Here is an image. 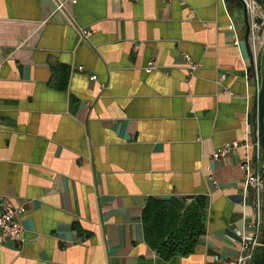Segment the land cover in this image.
I'll return each mask as SVG.
<instances>
[{
  "label": "crops",
  "instance_id": "1",
  "mask_svg": "<svg viewBox=\"0 0 264 264\" xmlns=\"http://www.w3.org/2000/svg\"><path fill=\"white\" fill-rule=\"evenodd\" d=\"M67 2L0 0V206L23 208L24 225L0 264H226L255 197L245 147L212 154L243 140L248 119L261 139L241 0ZM198 194L207 231L192 253L161 257L145 238L147 198Z\"/></svg>",
  "mask_w": 264,
  "mask_h": 264
},
{
  "label": "built area",
  "instance_id": "2",
  "mask_svg": "<svg viewBox=\"0 0 264 264\" xmlns=\"http://www.w3.org/2000/svg\"><path fill=\"white\" fill-rule=\"evenodd\" d=\"M68 0H56L57 10H62L67 6ZM76 3L77 0H71ZM248 8L253 16L251 21V31L249 39L251 42V53H252V63L246 66V77L247 79L254 78L257 84L258 94L262 87L263 75L261 68L258 66V50L261 44L260 31L263 29L264 24H259L254 21V18L262 17L264 18V9L261 7L257 0H246ZM231 26L236 30V25H234L231 19ZM94 30L83 28L82 35L90 36ZM235 40L239 43L240 39L236 36ZM186 63L191 70H194L199 66V62L192 57L189 53H184ZM3 62L0 59V68ZM253 66L251 69L250 67ZM155 67V61L150 60L147 71H150ZM80 68H83L80 65ZM95 74L92 75V79L96 78ZM259 124V117L257 118V125ZM247 130L246 136L243 140H233L225 143L223 146L218 148L213 152L212 155L216 158H222L230 154L232 151L239 148V146H244L245 156L240 162L241 168L244 170L243 184H244V196H248L253 193L255 197L254 201V211L255 215L251 221L245 220L243 227L237 229L236 233L239 237V252L235 257H229L226 260V264H254V259L256 257V252L259 247H264L263 231H264V221H263V207H264V168L261 167V160L263 157V143L260 137H257L254 141L249 140L252 131V125L249 119L246 121ZM254 146V151L252 152V147ZM23 208L14 205L12 201H6L0 206V245L8 241H23L24 240V225L23 220L20 218Z\"/></svg>",
  "mask_w": 264,
  "mask_h": 264
},
{
  "label": "trees",
  "instance_id": "3",
  "mask_svg": "<svg viewBox=\"0 0 264 264\" xmlns=\"http://www.w3.org/2000/svg\"><path fill=\"white\" fill-rule=\"evenodd\" d=\"M260 64L258 59L259 68ZM65 82L66 78L63 85ZM253 111L257 121L258 108ZM146 201L142 215L147 243L165 259L192 253L207 231V197L203 194L195 197L154 195Z\"/></svg>",
  "mask_w": 264,
  "mask_h": 264
},
{
  "label": "water",
  "instance_id": "4",
  "mask_svg": "<svg viewBox=\"0 0 264 264\" xmlns=\"http://www.w3.org/2000/svg\"><path fill=\"white\" fill-rule=\"evenodd\" d=\"M241 4L243 5L244 11H245V23L247 25L246 39L250 41L249 35H250L251 27H252L251 21L253 20V16L248 8L246 0H241ZM254 21H256L259 24H264V18L262 17L254 18ZM262 82L263 84H262L259 94L257 95L258 97L256 99L255 105L259 111V124L258 125H259V132H260L263 147H264V76H263ZM258 264H264V258Z\"/></svg>",
  "mask_w": 264,
  "mask_h": 264
}]
</instances>
